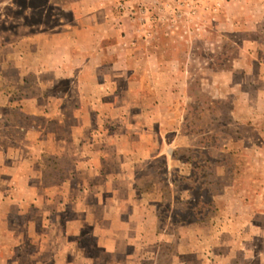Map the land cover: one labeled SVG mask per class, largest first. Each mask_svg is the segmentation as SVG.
<instances>
[{"label": "rangeland", "instance_id": "rangeland-1", "mask_svg": "<svg viewBox=\"0 0 264 264\" xmlns=\"http://www.w3.org/2000/svg\"><path fill=\"white\" fill-rule=\"evenodd\" d=\"M115 3L122 11L141 8L137 19L144 16L150 23L144 35L156 43L155 47L146 44L147 51L158 54L160 67L167 63L170 71L153 83L158 91L150 87L144 73L140 75L143 102L151 106L140 111L130 105L127 114L132 117L126 124V132L136 134L138 141L133 144L139 150L158 153L148 157L136 174L133 160L126 168L128 176H141L136 196L153 201L152 216L168 236L158 243L141 241L143 250L137 259L128 247L132 256L125 263L264 264V0ZM44 5L45 0H0V41L17 37L26 30L24 23L48 22L41 10ZM62 13L67 17V12ZM133 98L142 101L139 94ZM45 126L54 128L51 123ZM124 145L129 147L131 142L126 140ZM46 158L49 163L53 160ZM61 162L69 167V158ZM44 176L49 183L62 174L51 168ZM64 207L62 218L71 217L70 205ZM0 209L17 223L36 212L33 203L2 204ZM80 229L75 236L64 235L59 244L61 249L72 245L73 250L59 253L48 246L40 255L24 236L18 249L0 248V261H123L103 252L87 225ZM216 238L218 246L212 252Z\"/></svg>", "mask_w": 264, "mask_h": 264}, {"label": "crops", "instance_id": "crops-1", "mask_svg": "<svg viewBox=\"0 0 264 264\" xmlns=\"http://www.w3.org/2000/svg\"><path fill=\"white\" fill-rule=\"evenodd\" d=\"M44 7L48 22L24 23L25 31L0 41V207L36 209L23 223L0 209V248L14 251L26 237L40 255L50 247L67 252L73 248H59L63 236L79 234L85 224L103 252L126 264L128 247L137 259L141 241L168 236L152 216L153 201L136 196L142 179L135 174L158 153L139 150L126 124L128 108L151 106L143 102L140 75L158 91L153 83L169 66L160 67L159 55L147 51L146 44L156 43L144 35L150 23L137 19L141 8L122 11L115 0H45ZM132 160L135 174L128 176ZM51 168L62 176L46 183ZM66 204L73 215L62 218Z\"/></svg>", "mask_w": 264, "mask_h": 264}]
</instances>
